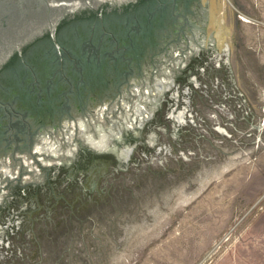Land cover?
Returning a JSON list of instances; mask_svg holds the SVG:
<instances>
[{
  "label": "water",
  "instance_id": "obj_1",
  "mask_svg": "<svg viewBox=\"0 0 264 264\" xmlns=\"http://www.w3.org/2000/svg\"><path fill=\"white\" fill-rule=\"evenodd\" d=\"M252 129L198 0H0V264Z\"/></svg>",
  "mask_w": 264,
  "mask_h": 264
},
{
  "label": "rangeland",
  "instance_id": "obj_2",
  "mask_svg": "<svg viewBox=\"0 0 264 264\" xmlns=\"http://www.w3.org/2000/svg\"><path fill=\"white\" fill-rule=\"evenodd\" d=\"M198 1L217 68L257 127L252 139L215 148L187 180L152 179L55 231L41 264H264V0Z\"/></svg>",
  "mask_w": 264,
  "mask_h": 264
},
{
  "label": "trees",
  "instance_id": "obj_3",
  "mask_svg": "<svg viewBox=\"0 0 264 264\" xmlns=\"http://www.w3.org/2000/svg\"><path fill=\"white\" fill-rule=\"evenodd\" d=\"M75 222H77V223H79V224H81L82 223V220L80 219V220H77V221H75ZM70 226H71V224L69 223L68 225H63L62 226V228L61 227H57V228H55V231H57V230H59L60 232H64V235H66L67 233H68V231H69V229H70ZM56 240V239H55ZM62 253H61V256L62 257H64V254H68L69 253V251H68V249H66V248H64L62 251H61ZM60 255V254H59ZM58 255V256H59ZM60 257V256H59ZM61 258V257H60ZM42 259V258H41ZM44 261H45V259H43ZM60 260V259H59ZM43 261V262H44ZM47 264V263H46Z\"/></svg>",
  "mask_w": 264,
  "mask_h": 264
}]
</instances>
